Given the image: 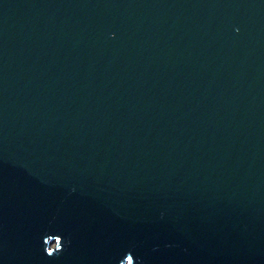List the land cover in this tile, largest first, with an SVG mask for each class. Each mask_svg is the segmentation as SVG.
Listing matches in <instances>:
<instances>
[{"label":"water","instance_id":"95a60500","mask_svg":"<svg viewBox=\"0 0 264 264\" xmlns=\"http://www.w3.org/2000/svg\"><path fill=\"white\" fill-rule=\"evenodd\" d=\"M0 264H264V0H0Z\"/></svg>","mask_w":264,"mask_h":264}]
</instances>
